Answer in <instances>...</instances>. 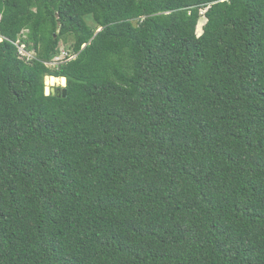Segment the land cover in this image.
Wrapping results in <instances>:
<instances>
[{
	"label": "trees",
	"instance_id": "trees-1",
	"mask_svg": "<svg viewBox=\"0 0 264 264\" xmlns=\"http://www.w3.org/2000/svg\"><path fill=\"white\" fill-rule=\"evenodd\" d=\"M0 264H264V0H0Z\"/></svg>",
	"mask_w": 264,
	"mask_h": 264
},
{
	"label": "rangeland",
	"instance_id": "rangeland-1",
	"mask_svg": "<svg viewBox=\"0 0 264 264\" xmlns=\"http://www.w3.org/2000/svg\"><path fill=\"white\" fill-rule=\"evenodd\" d=\"M87 20H88V22L90 24L93 23V20H92V18L90 16L87 17ZM206 22H207L206 17H202L201 20H200V22H199V24H198V27H197V34L198 35H201L203 33V27H204V25H205ZM72 42H73L72 40H69L67 42L62 40V42L60 44L61 52L62 51L63 52L64 51L66 52L67 51V48L70 47V45L72 44ZM21 49L23 51V55L29 56V58L32 57L33 55H35V51L33 49H28L26 45H22L21 46ZM62 55H64V53ZM48 80H49V78L46 77V79H45V85H46V87H49V92L46 93V94H49V93L55 94L56 91L59 88H63V87L66 86V84L61 83V81H57V82H54L53 84H50ZM45 91H46V88H45Z\"/></svg>",
	"mask_w": 264,
	"mask_h": 264
},
{
	"label": "bare ground",
	"instance_id": "bare-ground-1",
	"mask_svg": "<svg viewBox=\"0 0 264 264\" xmlns=\"http://www.w3.org/2000/svg\"><path fill=\"white\" fill-rule=\"evenodd\" d=\"M47 78H49L48 81H49L50 84H53L54 82H57V81H61V83L66 84V79L64 77H61V78H57V77H47ZM48 92H49V87H46V93H48Z\"/></svg>",
	"mask_w": 264,
	"mask_h": 264
},
{
	"label": "water",
	"instance_id": "water-1",
	"mask_svg": "<svg viewBox=\"0 0 264 264\" xmlns=\"http://www.w3.org/2000/svg\"><path fill=\"white\" fill-rule=\"evenodd\" d=\"M102 30V28H100L98 31H101ZM65 78V77H64ZM66 79V78H65ZM66 85H67V79H66ZM66 87V86H65ZM65 87H63V90L61 89V88H59L57 91H56V93L60 96L61 95V91H63V93H64V96H66V92H67V90H66V88ZM49 94H52V93H49Z\"/></svg>",
	"mask_w": 264,
	"mask_h": 264
},
{
	"label": "built area",
	"instance_id": "built-area-1",
	"mask_svg": "<svg viewBox=\"0 0 264 264\" xmlns=\"http://www.w3.org/2000/svg\"><path fill=\"white\" fill-rule=\"evenodd\" d=\"M22 50V49H21ZM23 52V51H22ZM57 59H60V58H57Z\"/></svg>",
	"mask_w": 264,
	"mask_h": 264
}]
</instances>
